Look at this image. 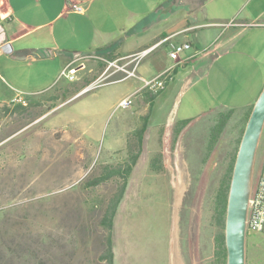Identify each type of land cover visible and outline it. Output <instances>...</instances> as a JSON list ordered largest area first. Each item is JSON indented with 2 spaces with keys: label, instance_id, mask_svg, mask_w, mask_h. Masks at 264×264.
<instances>
[{
  "label": "rangeland",
  "instance_id": "rangeland-1",
  "mask_svg": "<svg viewBox=\"0 0 264 264\" xmlns=\"http://www.w3.org/2000/svg\"><path fill=\"white\" fill-rule=\"evenodd\" d=\"M139 52L110 62L94 54L70 57L64 69L65 75L74 70L72 76H60L42 94L21 95V101L0 105V264H103L108 232L100 221L123 180L112 176L95 181L109 167L124 169L133 154L138 159L111 234L115 264H225L214 246L222 234L217 189L210 193L209 176L200 181L183 175V164L187 168L195 163L189 160L193 154L188 144L179 143V151L169 157L164 151L169 150L170 132L158 129L145 133L138 147L136 132L143 117L128 114L122 149L124 108L113 107L98 127L94 105H62L84 90L109 84L111 75L133 72L145 58ZM154 72L146 68L147 75ZM1 76L7 80L0 75V101L13 96ZM146 92L134 100L144 108L143 115ZM190 98L201 103L188 104ZM214 102L210 91L199 89L182 98L176 114L168 102L163 117L181 119L188 108L191 116H198L207 105L215 108ZM245 264L261 263L246 252Z\"/></svg>",
  "mask_w": 264,
  "mask_h": 264
},
{
  "label": "crops",
  "instance_id": "crops-1",
  "mask_svg": "<svg viewBox=\"0 0 264 264\" xmlns=\"http://www.w3.org/2000/svg\"><path fill=\"white\" fill-rule=\"evenodd\" d=\"M182 43H189L190 49L182 52L178 61L171 59L170 45ZM5 44L10 53L2 51ZM155 45L145 58L154 55L138 62L134 76L127 75L89 94H78L62 105H94L92 116L100 127L113 107L138 92L132 105L123 109L119 139L122 149L127 144V115L134 114L138 119L148 113V119L141 121L136 132L141 133L145 125L142 142L145 133L166 130L170 138L165 154L170 152L169 157L174 158L179 143L188 144V152L193 154L189 160L195 163L187 168L183 164V175H223L231 165L247 117L264 85V0H0V75L7 77L9 83L1 76L13 92L0 105L17 96L46 92L60 78L70 57L126 56ZM149 66L155 70L150 76L146 74ZM170 67L171 79L143 115L144 108L134 103L146 92L143 80H151ZM199 89L212 93L215 108L207 105L198 116H191L188 108L181 119L163 117L168 102L171 110L175 106L176 114L182 98ZM198 103L200 98H190L188 102ZM77 135L81 133L77 131ZM148 169L153 168L149 165ZM260 174L264 175V127L252 182ZM209 187L210 193L215 191L216 180ZM220 230L223 233L221 224ZM221 236L214 241L220 253ZM245 252L257 255L264 264V232L246 236ZM115 257L114 252V264Z\"/></svg>",
  "mask_w": 264,
  "mask_h": 264
},
{
  "label": "water",
  "instance_id": "water-1",
  "mask_svg": "<svg viewBox=\"0 0 264 264\" xmlns=\"http://www.w3.org/2000/svg\"><path fill=\"white\" fill-rule=\"evenodd\" d=\"M2 51L10 53L9 45ZM80 92V94L86 92ZM264 127V85L254 101L236 151L226 200L224 247L226 264H245L248 202L258 143Z\"/></svg>",
  "mask_w": 264,
  "mask_h": 264
},
{
  "label": "trees",
  "instance_id": "trees-1",
  "mask_svg": "<svg viewBox=\"0 0 264 264\" xmlns=\"http://www.w3.org/2000/svg\"><path fill=\"white\" fill-rule=\"evenodd\" d=\"M96 56L100 57V58H104L106 61H109V62L113 61L115 59V56H113V55H101V54L99 55L98 54ZM98 62H99V64H101V70H102L104 68V65L102 64L101 61H98ZM172 73H173V71H172ZM124 77H125L124 74L116 73L114 75L109 76L107 78L106 82H110V83L116 82V81L123 79ZM87 85H89V84H87ZM87 85L83 86L82 88L86 87ZM94 89L87 90L86 92L83 93V95L91 93L92 90H94ZM161 91H157V92L147 91L146 92V102L149 104V110L151 109V107L153 105V101L161 93ZM65 100H66V98H64L63 101H65ZM148 116H149L148 113H147V115L143 116V123L146 122V120L148 119ZM144 131H145V125L142 127L141 133H139L137 136L138 147L141 146L142 135H143ZM240 138H241V136H240ZM240 138H239V141H240ZM239 141H238V144H239ZM237 147H238V145H237ZM236 151H237V148L235 149V152L233 153V158H232L230 167L228 169L224 170L223 175L217 176V177H211V178L209 176V178H210L209 182L216 180V189H217V192H216L217 200L216 201L218 204L216 214H217V216L219 215V217H220V222H221L220 224H221L223 231H224V220H225V210H226V200H227V194H228V187H229V182H230V177H231V172H232V167H233ZM137 159H138L137 154L130 155V159H129L130 163L128 165H126V167H124V169H120L119 167H113V168L109 167L108 169H106V176L99 177L97 179V181H95V182H101V181L106 180L112 176H119L123 180V184L120 188L119 193L111 201V203L108 207V210L103 215V217L100 221L101 225L108 232V236H107V240H106V242H107L106 250L100 257L101 261L104 262L103 264H114L113 242L111 240V234H112V230H113L114 219H115V215H116L117 209L119 207V204L122 200L123 194L125 192V188L127 185V178L131 174L133 166H135ZM156 169L158 170L159 167ZM201 178H206V177L205 176H196V180H200ZM203 180L204 179H202V181ZM263 232H264V229H263ZM221 244H222V253H220V256H221L222 261L226 264V251H225V247H224V232L222 233V236H221Z\"/></svg>",
  "mask_w": 264,
  "mask_h": 264
},
{
  "label": "built area",
  "instance_id": "built-area-1",
  "mask_svg": "<svg viewBox=\"0 0 264 264\" xmlns=\"http://www.w3.org/2000/svg\"><path fill=\"white\" fill-rule=\"evenodd\" d=\"M75 10H80L79 7H74ZM158 45V44H157ZM157 45L153 46L152 48L146 49L139 53L141 57L146 56L151 52ZM190 49L189 43H182V44H171L170 51L168 53L169 57L173 60L178 61L179 55L184 52L185 50ZM172 67L165 69L156 77L151 80H143V89L157 92L161 91L165 88L166 83L171 79L172 76ZM74 70H69L67 75H65V69L61 72V76H72ZM128 76H134L133 72H127ZM138 92L131 94L124 98L120 103L119 106L122 108H127L132 103L134 96ZM16 101H21L22 97L17 96L15 98ZM246 235L250 234H258L261 233L264 229V175L260 174L255 181L252 182L251 193L248 202V213H247V222H246Z\"/></svg>",
  "mask_w": 264,
  "mask_h": 264
}]
</instances>
